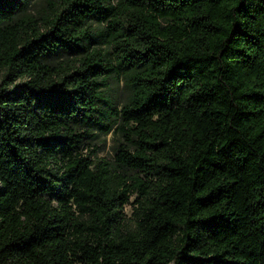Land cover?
<instances>
[{"label": "trees", "instance_id": "1", "mask_svg": "<svg viewBox=\"0 0 264 264\" xmlns=\"http://www.w3.org/2000/svg\"><path fill=\"white\" fill-rule=\"evenodd\" d=\"M0 264H264V0H0Z\"/></svg>", "mask_w": 264, "mask_h": 264}, {"label": "rangeland", "instance_id": "2", "mask_svg": "<svg viewBox=\"0 0 264 264\" xmlns=\"http://www.w3.org/2000/svg\"><path fill=\"white\" fill-rule=\"evenodd\" d=\"M111 88L112 93L117 95L120 93V88H118L114 81H111ZM117 137L113 134L108 135H98L95 139V145L98 147L97 157L100 159H107L110 160L112 158L113 154V147H114V141ZM133 201V199L130 200V203ZM132 206L131 204H127L123 208L124 215L127 217L131 214Z\"/></svg>", "mask_w": 264, "mask_h": 264}]
</instances>
